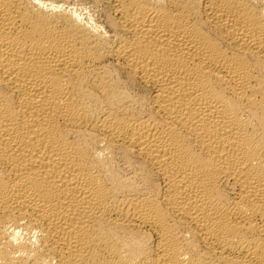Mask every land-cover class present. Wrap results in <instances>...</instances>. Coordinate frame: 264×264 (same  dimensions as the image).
Wrapping results in <instances>:
<instances>
[{"label":"bare ground","instance_id":"6f19581e","mask_svg":"<svg viewBox=\"0 0 264 264\" xmlns=\"http://www.w3.org/2000/svg\"><path fill=\"white\" fill-rule=\"evenodd\" d=\"M71 1L0 0V264H264V0Z\"/></svg>","mask_w":264,"mask_h":264},{"label":"rangeland","instance_id":"374dc122","mask_svg":"<svg viewBox=\"0 0 264 264\" xmlns=\"http://www.w3.org/2000/svg\"><path fill=\"white\" fill-rule=\"evenodd\" d=\"M71 1V0H70ZM73 1V3H74V5L76 4L78 7L77 8H79L80 9V11L81 12H83L86 8V11L84 12V15H86L85 13H87V12H89V13H87V16H89V17H91V18H93V19H95L96 21L98 20V22H103L104 21V19H105V15H106V11L104 12V10L103 9H101V8H98V7H95L94 5H93V3L91 2V1H89V0H72ZM71 1V2H72ZM79 1H80V3H79ZM89 2H91V4L89 3ZM79 3V4H78ZM81 4V5H80ZM76 5H75V7H76ZM82 6V8L80 7V6ZM84 7V8H83ZM93 7V8H92ZM95 8H97L96 10H95ZM81 9H83V10H81ZM94 9V10H93ZM91 10V11H90ZM98 10V11H97ZM100 10V11H99ZM94 11V12H93ZM102 11V12H101ZM98 13V14H97ZM105 13V14H104ZM89 14V15H88ZM92 14H94V15H92ZM94 16H95V18H94Z\"/></svg>","mask_w":264,"mask_h":264}]
</instances>
